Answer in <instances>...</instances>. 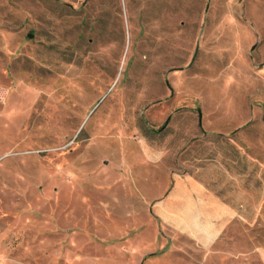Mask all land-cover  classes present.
I'll use <instances>...</instances> for the list:
<instances>
[{
	"label": "rangeland",
	"instance_id": "374dc122",
	"mask_svg": "<svg viewBox=\"0 0 264 264\" xmlns=\"http://www.w3.org/2000/svg\"><path fill=\"white\" fill-rule=\"evenodd\" d=\"M0 264H264V0H0Z\"/></svg>",
	"mask_w": 264,
	"mask_h": 264
},
{
	"label": "crops",
	"instance_id": "0c3cea01",
	"mask_svg": "<svg viewBox=\"0 0 264 264\" xmlns=\"http://www.w3.org/2000/svg\"><path fill=\"white\" fill-rule=\"evenodd\" d=\"M163 207L179 218L180 227L185 225L199 248H207L221 238L235 216L227 202L192 180L177 183Z\"/></svg>",
	"mask_w": 264,
	"mask_h": 264
}]
</instances>
